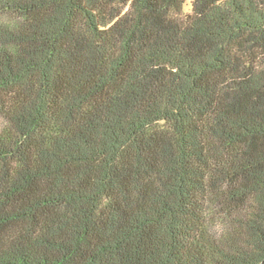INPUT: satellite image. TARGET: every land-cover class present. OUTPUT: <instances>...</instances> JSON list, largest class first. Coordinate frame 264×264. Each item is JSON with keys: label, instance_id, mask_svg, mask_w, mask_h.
<instances>
[{"label": "trees", "instance_id": "trees-1", "mask_svg": "<svg viewBox=\"0 0 264 264\" xmlns=\"http://www.w3.org/2000/svg\"><path fill=\"white\" fill-rule=\"evenodd\" d=\"M0 0V264H264V0Z\"/></svg>", "mask_w": 264, "mask_h": 264}, {"label": "rangeland", "instance_id": "rangeland-1", "mask_svg": "<svg viewBox=\"0 0 264 264\" xmlns=\"http://www.w3.org/2000/svg\"><path fill=\"white\" fill-rule=\"evenodd\" d=\"M198 7V1L197 0H184L183 3V12H196Z\"/></svg>", "mask_w": 264, "mask_h": 264}]
</instances>
